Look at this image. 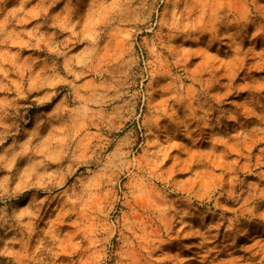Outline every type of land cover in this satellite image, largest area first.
<instances>
[{
	"label": "clouds",
	"instance_id": "9594fccd",
	"mask_svg": "<svg viewBox=\"0 0 264 264\" xmlns=\"http://www.w3.org/2000/svg\"><path fill=\"white\" fill-rule=\"evenodd\" d=\"M0 264H264V0H0Z\"/></svg>",
	"mask_w": 264,
	"mask_h": 264
}]
</instances>
